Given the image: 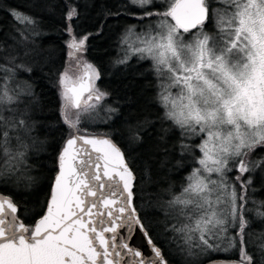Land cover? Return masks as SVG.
Returning a JSON list of instances; mask_svg holds the SVG:
<instances>
[{"label": "snow or ice", "instance_id": "snow-or-ice-1", "mask_svg": "<svg viewBox=\"0 0 264 264\" xmlns=\"http://www.w3.org/2000/svg\"><path fill=\"white\" fill-rule=\"evenodd\" d=\"M220 2L227 6L222 11L208 0H164L163 12L151 10L155 0H128L126 5L138 19L164 18L155 28L149 24L147 31L138 34L140 46L135 51L141 59H150L158 79L166 81L158 102L163 118L179 130L181 156L194 148L200 153L194 157L199 167L186 177L180 194L165 190L171 195L164 202L170 211L165 213L160 233L173 235L158 242L152 222L136 207L134 172L111 134L93 135L79 127L81 117L108 96L95 85L100 79L96 67L85 62L79 82H72L67 69L56 81L61 116L70 132L56 159L58 171L45 214L34 226L26 224L15 196L0 190V264H172L163 243H174L177 235L188 246L190 257L239 252V259L224 264H257L249 250L255 236L259 264H264V231L258 235L250 231L247 203L253 177L246 175L258 169L264 172V155H260L264 153V0ZM65 4L68 55L78 59L86 51L90 34L75 35L72 21L79 18V6L70 0ZM33 6L40 7L39 0ZM43 6L52 11V3ZM131 8L141 12L132 13ZM8 9L17 36L12 37V50L0 55V150L4 157L0 185L4 188L19 183L20 165L25 163L21 149L27 148L24 137L32 132L30 109L21 99L33 96L31 85L17 90L10 81L17 71L31 72L20 59L21 50L29 55L27 45L40 35L37 17L11 5ZM213 20L219 36L206 30ZM134 27L129 26L122 43ZM69 107L78 110L75 120L69 119ZM129 132L130 139L140 141L137 130ZM229 173L238 175L233 178ZM256 214L264 221V202ZM137 234L146 242L147 252L132 245Z\"/></svg>", "mask_w": 264, "mask_h": 264}, {"label": "trees", "instance_id": "trees-1", "mask_svg": "<svg viewBox=\"0 0 264 264\" xmlns=\"http://www.w3.org/2000/svg\"><path fill=\"white\" fill-rule=\"evenodd\" d=\"M36 2L37 0H3L0 4L4 9L0 11V48L4 49L0 55H6L12 50V37L17 36V26L7 15L9 5L31 13L40 22V35L32 37V42L27 45L31 49L29 55L24 56L22 50L20 55L31 72L17 71L14 77L25 89L31 85L33 93L31 97L21 96L30 109L29 124L32 125L30 135L34 147L25 154L31 180L26 183L20 180L18 184L14 181L7 188L0 185V190L11 192L15 196L20 207L19 214L26 224L33 226L44 211L49 188L57 171L56 157L70 132L61 116V99L56 81L65 69L73 76V80L77 79L83 71L82 65L88 62L100 73V79L95 80L96 87L107 92L108 96L96 109L81 117L79 127L90 134H111L114 142L125 152L135 175V205L152 222L153 234L159 237L158 242H163L165 235H173L160 233L164 224V216L160 213L167 206L164 202L171 199V195L165 190L171 188L172 193L180 194L182 186L187 183L186 177L198 165L194 157H198L200 153L194 148L191 154L181 156L179 130L163 118L164 109L158 102V78L149 62L132 56L126 63H116L118 59H122L121 52H124V45L121 44L124 31L129 26L138 29L136 25L140 19L129 14V9L126 8L128 0H70L79 6L80 12L79 18L72 21L75 35L82 37L90 34L86 41V51L78 59H73L68 56L70 49L67 42L70 36L66 31L67 21L64 18L67 11L65 0H39L41 6L34 7ZM208 2L214 9L222 11L226 8L218 2ZM45 3L53 4L52 11L43 6ZM117 11L121 13L119 16L108 15L109 12ZM130 11L137 14L141 12L136 8H131ZM206 30L219 36L214 20L207 25ZM24 107L25 105L21 106V109ZM108 108H115L117 111L110 113ZM77 111L69 107V119L75 120ZM130 128L138 131L140 141L130 139ZM29 140L27 138L25 143ZM195 140L199 142V137ZM11 147L16 150V145ZM255 158L254 155L251 157ZM177 161H180L179 165ZM235 175L238 173L229 174L233 178ZM246 175L253 177V185L248 191L247 207L250 211L247 216L251 221L250 231L258 235L264 231V221L256 214L258 206L264 202V177H259L256 172ZM24 186L26 190L23 189ZM257 243L254 236L249 250L254 253L259 264ZM187 247L178 235L175 236L174 243H163L165 255L172 264H188L185 261ZM192 251L198 252V249L193 248ZM216 259H239V252H211L197 264Z\"/></svg>", "mask_w": 264, "mask_h": 264}, {"label": "rangeland", "instance_id": "rangeland-1", "mask_svg": "<svg viewBox=\"0 0 264 264\" xmlns=\"http://www.w3.org/2000/svg\"><path fill=\"white\" fill-rule=\"evenodd\" d=\"M209 1H211V3L213 4V3H216V2H218V4H220L221 6H225V7H227L225 4H223L222 2H220V0H209ZM215 6V5H214ZM167 7V5L164 3V0H155V3H154V6L152 7V11H154V12H163L164 10H165V8ZM137 9V8H136ZM140 10V9H139ZM215 10H217V9H215ZM217 11H220V10H217ZM161 19H164L163 17H159V16H153V17H149V18H146V19H143V20H139L138 21V25H136V27H138V29H135V27H134V30H133V32H131V33H129L128 34V36H127V40H126V42H124V43H122L121 42V44H123L124 45V47H123V51L124 52H121V57L120 58H122V59H124L125 57H127V59L128 58H130V57H132V56H134V57H137L138 59H141V56H140V54L139 53H137L136 51H135V49L137 48V47H139L140 46V43H139V39H138V34H140V33H143V32H145V31H147V26L149 25V24H151L152 25V27L153 28H155V26H156V23H157V21L158 20H161ZM167 19H169L170 20V18H167ZM216 28V27H215ZM128 29V28H127ZM127 29L124 31V33H123V36H124V34L126 33V31H127ZM217 32V31H216ZM218 34L220 35V33L218 32ZM71 50H69V52H70ZM69 56V55H68ZM71 58V57H70ZM142 60V59H141ZM144 61H148L149 62V64L152 66V68H153V62L150 60V59H143ZM83 67H84V64L82 65ZM68 76L69 77H71V80H72V82H74L75 80H73L72 79V77L73 76H71L70 74H68ZM76 76H78V75H76ZM157 76V75H156ZM158 78V77H157ZM158 86H159V91H161V89H162V85L164 84V83H166V81H163V80H161V79H158ZM11 87L12 88H15V89H17V90H19V89H25L21 84H20V82L18 81V80H16L15 78L13 79V84L11 85ZM172 91L173 92H176L177 91V89H175V88H173L172 89ZM91 103H95V101H92ZM24 104H21L20 105V107L21 106H23ZM94 110V109H93ZM92 111V110H91ZM7 114V113H6ZM68 116H69V113H68ZM14 135V134H13ZM28 139H30L29 141H27V143L28 142H30V144H27V148H24V149H21L22 151H24L25 152V154H27L26 152H29V151H32V149H33V147H34V142H33V140H31V135L30 136H28L27 137ZM26 138V136L24 137V140H26L27 139ZM13 145H16V148H17V142L13 139V141H12V143H11V146H13ZM200 155V154H199ZM3 159H4V157H3V151L2 150H0V162H2L3 161ZM26 160H27V158H26V155L24 156V161H25V163L24 164H22V165H20V168H21V172L20 173H18V175L19 176H21V182L22 183H26V182H28V181H30L29 179H27L28 177H30V175H29V169L27 168V163H26ZM196 167H199V165H196ZM191 173V172H190ZM256 173L259 175V177H264V172H262L261 170H257L256 171ZM230 174V173H229ZM23 189L24 190H26L27 188H26V186H24L23 187ZM166 211H170L168 208H167V206H165V210L164 211H162L160 214L161 215H163L164 216V223H165V220H166V216H165V213H166ZM209 255V253L208 254H206V255H198V256H188L187 254H186V263H188V262H191V264H197V263H199V262H201L204 258H206L207 256Z\"/></svg>", "mask_w": 264, "mask_h": 264}, {"label": "water", "instance_id": "water-1", "mask_svg": "<svg viewBox=\"0 0 264 264\" xmlns=\"http://www.w3.org/2000/svg\"><path fill=\"white\" fill-rule=\"evenodd\" d=\"M173 23H174V22H173ZM84 71H85V69L83 68V71L80 73V75L78 76V78H77L74 82H79L80 78L83 76ZM86 96H87V93H85V97H86ZM93 135H96V134H93ZM67 138H68V137H67ZM67 138H66V139H67ZM66 139L64 140V142H63L61 148L64 146ZM61 148L59 149L58 154H59ZM58 154H57V156H58ZM56 159H57V157H56ZM56 169H57V171H58L57 164H56ZM57 171H56V173H55L54 176H53V179H52V182H51V185H50V188H49L48 198H49V195H50V192H51V187H52V185H53V182H54L55 176H56V174H57ZM48 198H47V200H48ZM47 200H46L45 208H44V211H43L42 215H41L38 219L35 220L34 224H35V223H36V222H37V221H38V220H39V219L45 214V212H46V208H47ZM34 224H33V226H34ZM131 243H132L133 246H136V247L142 248L145 252L148 251L147 244H146V242L144 241L143 237H142L140 234H137V235L135 236V238L131 241ZM212 261H215V264H224V262H225L226 260L216 259V260H212ZM204 264H209V261L206 262V263H204Z\"/></svg>", "mask_w": 264, "mask_h": 264}, {"label": "flooded vegetation", "instance_id": "flooded-vegetation-1", "mask_svg": "<svg viewBox=\"0 0 264 264\" xmlns=\"http://www.w3.org/2000/svg\"><path fill=\"white\" fill-rule=\"evenodd\" d=\"M214 26H215V21H214ZM193 31H195V29Z\"/></svg>", "mask_w": 264, "mask_h": 264}]
</instances>
